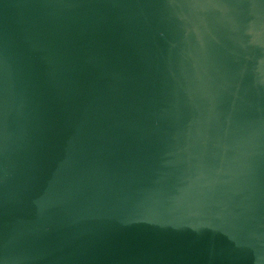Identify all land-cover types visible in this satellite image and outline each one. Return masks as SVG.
Returning <instances> with one entry per match:
<instances>
[{"label":"water","instance_id":"95a60500","mask_svg":"<svg viewBox=\"0 0 264 264\" xmlns=\"http://www.w3.org/2000/svg\"><path fill=\"white\" fill-rule=\"evenodd\" d=\"M0 264H264V0H0Z\"/></svg>","mask_w":264,"mask_h":264}]
</instances>
